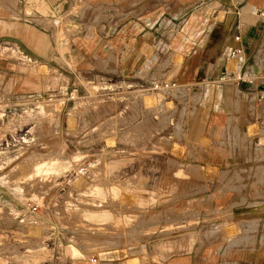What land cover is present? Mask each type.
<instances>
[{"label": "rangeland", "instance_id": "rangeland-1", "mask_svg": "<svg viewBox=\"0 0 264 264\" xmlns=\"http://www.w3.org/2000/svg\"><path fill=\"white\" fill-rule=\"evenodd\" d=\"M84 8L74 0L68 14L46 27L59 41L79 34L86 28ZM66 51L59 47V61L45 66L10 59L26 78L16 87L19 94L8 98L10 112H0V264L8 262L4 252L10 264H69L79 256L72 248L98 264L139 245L159 262L157 251L177 254L197 240L184 233L197 229L202 196L227 200L218 209H229L234 198H257L252 182L258 175L246 179V172L219 174L222 190L208 192L206 180L217 170L197 167L208 143H198V150L189 135L198 98L177 84L171 88L173 79L162 71L177 60L161 53L137 79L118 71L117 58L72 65ZM150 72L153 80L145 78ZM240 182L244 190L237 195L233 186ZM31 185H38L36 195L19 189ZM100 212L110 220L93 217ZM239 215L229 227L221 225L229 245L238 243L234 236L243 229L259 235L264 224V216L258 222ZM204 230L205 237L213 235Z\"/></svg>", "mask_w": 264, "mask_h": 264}, {"label": "crops", "instance_id": "crops-1", "mask_svg": "<svg viewBox=\"0 0 264 264\" xmlns=\"http://www.w3.org/2000/svg\"><path fill=\"white\" fill-rule=\"evenodd\" d=\"M72 1L0 0V43L18 45L42 66L59 61V47L67 49L66 60L72 65L111 56L118 59V71L124 77L137 79L144 66L161 53L177 60L162 71L173 79L168 80L174 84L171 88L177 84L184 93L198 98L189 135L198 150V143H208L198 155L197 166L217 170L215 179L206 180L208 192L218 188L219 174L222 179L245 172L246 179L249 174L252 178L258 175L252 182L258 196L251 201L234 198L228 203L229 209H218L227 200L219 196L210 199L208 195L200 198L197 229L184 233V237L197 240L184 251H157L159 262H155V252L146 255L145 246L139 245L126 252L118 250V257H103L98 264H264V224L259 235L249 229L236 233L237 244L229 245L220 235L221 225L234 223L238 211V220L255 216L259 222L264 216V0H75L85 7L82 25L86 28L59 41L46 24L58 23L55 17L68 14ZM232 50L238 53L231 57ZM15 64L0 59V97L6 100L19 94L16 87L26 78ZM222 73L231 78L239 74L251 77L245 83L220 80ZM152 74L145 78L153 80ZM36 80L41 82V78ZM236 184L233 187L238 195L244 184ZM37 186L19 189L36 195ZM93 217L105 223L111 215L100 212ZM9 218L5 217L6 222ZM204 229H212L213 235L205 237ZM3 231L10 233L9 225L3 224ZM257 235L258 240L252 242ZM71 252L79 256L69 264H96L85 259L83 251L72 248ZM4 254L8 257L5 264H10V255ZM128 255L132 256L126 258Z\"/></svg>", "mask_w": 264, "mask_h": 264}, {"label": "built area", "instance_id": "built-area-1", "mask_svg": "<svg viewBox=\"0 0 264 264\" xmlns=\"http://www.w3.org/2000/svg\"><path fill=\"white\" fill-rule=\"evenodd\" d=\"M238 53L237 50H232L230 52V56H234ZM13 57H16V60L21 62L22 64H32L34 60L28 56L26 53L23 52V50L16 44L14 43H0V59H11ZM250 75H244V74H239L235 76L234 78L227 77L225 73H222L220 76V80H225L228 78H231L235 80L236 82H249ZM168 83H164L162 85L163 89L169 88ZM157 86H155L156 88ZM0 112L2 113V116L5 117L7 113L10 112V107H9V102L8 100L0 97ZM32 210H35L34 207H32ZM93 261V260H92Z\"/></svg>", "mask_w": 264, "mask_h": 264}, {"label": "bare ground", "instance_id": "bare-ground-1", "mask_svg": "<svg viewBox=\"0 0 264 264\" xmlns=\"http://www.w3.org/2000/svg\"><path fill=\"white\" fill-rule=\"evenodd\" d=\"M37 19V18H36ZM58 21V20H57Z\"/></svg>", "mask_w": 264, "mask_h": 264}]
</instances>
